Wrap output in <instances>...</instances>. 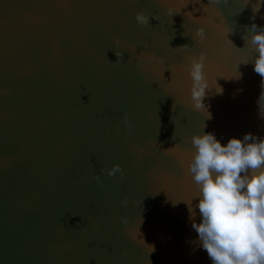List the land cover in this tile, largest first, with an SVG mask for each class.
<instances>
[{
	"label": "water",
	"instance_id": "95a60500",
	"mask_svg": "<svg viewBox=\"0 0 264 264\" xmlns=\"http://www.w3.org/2000/svg\"><path fill=\"white\" fill-rule=\"evenodd\" d=\"M244 2L0 0V264H211L191 137L264 136Z\"/></svg>",
	"mask_w": 264,
	"mask_h": 264
},
{
	"label": "clouds",
	"instance_id": "9594fccd",
	"mask_svg": "<svg viewBox=\"0 0 264 264\" xmlns=\"http://www.w3.org/2000/svg\"><path fill=\"white\" fill-rule=\"evenodd\" d=\"M250 3L254 15L264 6V0H245L239 11ZM135 21L144 27L150 24L149 16L142 11L135 13ZM245 27L242 39L255 53L252 66L261 77L257 105L264 119V26L253 23ZM204 59L203 55L193 57L189 67L192 108L197 111L205 110L203 100L208 88ZM190 142L194 151L188 169L197 187V203L194 207L187 205L200 247L211 264H264V136L258 138L248 132L222 144L213 133L201 132L192 135ZM102 171L109 177L124 175L119 164ZM95 179L101 183L100 175ZM195 209L199 210V223L195 222Z\"/></svg>",
	"mask_w": 264,
	"mask_h": 264
}]
</instances>
